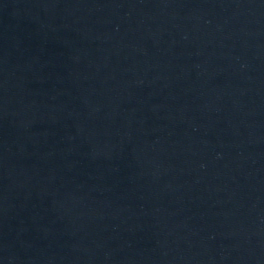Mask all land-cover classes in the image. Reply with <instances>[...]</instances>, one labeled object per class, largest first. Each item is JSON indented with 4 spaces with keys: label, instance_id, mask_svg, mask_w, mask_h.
Returning a JSON list of instances; mask_svg holds the SVG:
<instances>
[{
    "label": "water",
    "instance_id": "obj_1",
    "mask_svg": "<svg viewBox=\"0 0 264 264\" xmlns=\"http://www.w3.org/2000/svg\"><path fill=\"white\" fill-rule=\"evenodd\" d=\"M264 146V0H0V264H159Z\"/></svg>",
    "mask_w": 264,
    "mask_h": 264
}]
</instances>
